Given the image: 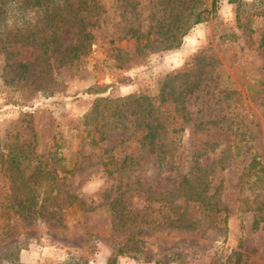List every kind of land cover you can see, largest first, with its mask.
Masks as SVG:
<instances>
[{"label":"rangeland","instance_id":"obj_1","mask_svg":"<svg viewBox=\"0 0 264 264\" xmlns=\"http://www.w3.org/2000/svg\"><path fill=\"white\" fill-rule=\"evenodd\" d=\"M96 1L77 16L90 46L70 65L21 44L0 50V264H231L236 252L264 264V4ZM188 6L208 11L203 22L190 26ZM177 26L186 33L164 49L160 33ZM66 30L62 47L75 40ZM189 80L198 87L183 94ZM130 96L158 116L152 150L139 142L149 117L117 115ZM184 175L209 197L202 207L178 189Z\"/></svg>","mask_w":264,"mask_h":264},{"label":"trees","instance_id":"obj_2","mask_svg":"<svg viewBox=\"0 0 264 264\" xmlns=\"http://www.w3.org/2000/svg\"><path fill=\"white\" fill-rule=\"evenodd\" d=\"M259 4H264V0H257ZM216 0H210V10L214 9ZM99 5L96 0H0V50L6 54L10 46L14 44H21L25 46L34 47L41 59L47 60L51 56H55L58 62L62 65H70L74 60H78L79 56L85 55L90 46V36L85 33L84 24L77 20L79 14L90 15L98 12ZM188 9H193V6H188ZM208 11L206 9L198 10L193 12L191 10V20L190 26H194L203 22L205 13ZM170 15V14H169ZM168 15V16H169ZM178 17H175V22H177ZM77 23V24H76ZM74 25V26H73ZM71 27L75 31L74 43L70 46H61V34L66 33V28ZM187 26H177L176 31L172 33L170 30H165L160 33L163 38L169 41L164 49H173L178 47L180 43V37L186 33ZM261 46H264V35L261 37ZM29 67L27 64L20 63L16 65L18 79L22 78L27 72ZM41 70H36L40 72ZM171 77L168 78V82L171 83ZM169 83V84H170ZM168 84V83H167ZM198 87V82L195 80L186 81L182 85L183 94H191ZM180 95V94H179ZM171 99V90L160 95V100L165 101ZM147 98L144 96H130L122 99L124 105L127 106L126 110L122 113L117 114L118 117L122 118L124 114L128 113L135 116V119L141 117L142 120L147 119V122H142L143 131L140 134L139 142L143 146H147L149 150H152L153 146L159 136V129H162L161 124L158 121V116L155 113L151 116L147 108L152 109V106L147 102ZM93 107L91 109L92 114L97 116V107L100 102L104 103L103 108L107 100L105 98H96L93 101ZM146 104L144 105V103ZM93 115V116H94ZM113 112L109 114L108 118H111ZM101 119L104 117L101 116ZM111 124L112 122L109 121ZM103 122L100 128H104L105 124ZM98 130V129H96ZM105 130H98L100 134L99 139H103ZM95 140H91L92 144H95ZM156 159L161 165V155L158 154ZM221 161V160H220ZM259 165L256 161L255 156L252 155L250 162L247 164V168H252ZM197 168V162L194 159V164L192 169ZM192 169L189 170V174H192ZM206 166L200 170L201 173L204 172ZM259 172L263 173L264 169L259 168ZM198 189L204 190L206 183L203 177L200 175L197 177ZM200 187V188H199ZM178 189L181 191H189V199L199 202L202 207L204 201H208L209 197L200 196L199 193H192V186L189 185L188 177L186 175L182 176L178 183ZM73 199L75 197L72 196ZM80 207H83V202L78 200L77 202ZM204 207H208V211L218 212L214 204H205ZM260 220L253 218L252 228H257ZM115 257L107 260L106 264H115ZM240 263V254L234 253V260L231 264ZM225 264V263H224ZM229 264V263H226Z\"/></svg>","mask_w":264,"mask_h":264}]
</instances>
